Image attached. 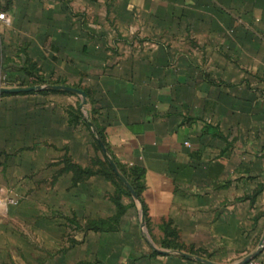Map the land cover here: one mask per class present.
<instances>
[{"label":"crops","instance_id":"obj_1","mask_svg":"<svg viewBox=\"0 0 264 264\" xmlns=\"http://www.w3.org/2000/svg\"><path fill=\"white\" fill-rule=\"evenodd\" d=\"M0 10L10 19L0 87L33 67L88 92L84 109L66 91L0 97V188L18 202L0 207V264H224L258 249L264 0H1ZM78 107L120 173L142 175V202L78 174L109 163L94 132L71 124ZM248 264H264V246Z\"/></svg>","mask_w":264,"mask_h":264},{"label":"trees","instance_id":"obj_2","mask_svg":"<svg viewBox=\"0 0 264 264\" xmlns=\"http://www.w3.org/2000/svg\"><path fill=\"white\" fill-rule=\"evenodd\" d=\"M34 68L31 67L30 68V72L28 73V78H24V79H12L9 80V86L10 88H30V87H35V86H56L59 85L58 83H51L48 82L47 80L43 79L40 76H33L34 74ZM33 78V79H29V78ZM77 89V88H76ZM79 89V88H78ZM52 89H47L44 91H41L40 93H47V92H51ZM57 90H53L52 92H56ZM34 92H30V93H21V95L23 94H32ZM84 93L86 95H88V92L84 90ZM9 94L6 95H2L0 97L3 96H7ZM72 95V94H70ZM71 117V124L72 125H77L79 122L83 123L91 132H94V134L92 133L94 140H95V144L98 148V150L101 151L100 148V142H104V136L103 133L98 129V127L95 125V128L91 127V122L94 124L95 122L93 121V119H86L80 109V107H78L76 110H71L70 112ZM105 163L107 165V167H104V161H102L101 159H96L94 161V165L99 167V170H97L96 172H93L91 170H87V171H80L79 169L77 170L78 174H86L88 176H92V175H96V174H100L103 177H106L108 180L112 181L115 185V187L118 190V194H127L130 195L128 189L125 187L124 183L120 180V178L115 174V172L113 171L112 167L109 165L108 161L105 159ZM82 172V173H81ZM122 174L124 176V178L128 181V183L130 184V186L132 187V189L134 190V192L136 193V195L139 197L140 201H141V194L142 191L144 189V185L140 183V179L138 177L142 176L141 174H139L137 171L134 172V174L137 176L136 179H134L132 176L128 175L125 171H122ZM138 178V179H137ZM142 202V201H141ZM118 208L120 210L118 217L121 216L122 212H123V208L122 206L119 204L118 201H116ZM143 208V212L145 214V218H146V222H147V215H146V209L145 206L142 207ZM108 226H111V223L109 222H92L89 224V227L91 229L97 230L100 228H108ZM174 237H176V235H173ZM165 247L170 248L174 251H183L182 247L178 244H173V245H169L167 243H163ZM194 255L193 253H189ZM198 256V255H195ZM199 258H201L200 256H198Z\"/></svg>","mask_w":264,"mask_h":264},{"label":"water","instance_id":"obj_3","mask_svg":"<svg viewBox=\"0 0 264 264\" xmlns=\"http://www.w3.org/2000/svg\"><path fill=\"white\" fill-rule=\"evenodd\" d=\"M47 89H52V90H58V91H66L69 93H73V94H77L80 95L82 97L83 103H82V109H84V105L86 102V95L79 91L78 89H74V88H70V87H64V86H35V87H30V88H4V87H0V95H6V94H20V93H30V92H41ZM100 146L103 150V152L106 154L109 163L113 169V171L115 172V174L120 178V180L126 185V187L128 188V190L132 193V195L135 197V199H138L136 193L134 192V190L132 189V187L130 186V184L127 182V180L124 178V176L120 173V171L117 169L116 165L114 164V162L110 159V157L107 155V151L103 145L102 142H100ZM144 227V225H143ZM264 246V237L262 238V240L260 241L259 247L258 249L252 253L251 255L245 257L244 259H242L241 261L235 263V264H248L250 263L252 260H254L256 257L259 256V254L261 253V250ZM161 253H167V252H161ZM186 258H192L191 256L184 254V253H178ZM196 260L200 263L203 264H215L211 261L208 260H204L201 258H196Z\"/></svg>","mask_w":264,"mask_h":264},{"label":"built area","instance_id":"obj_4","mask_svg":"<svg viewBox=\"0 0 264 264\" xmlns=\"http://www.w3.org/2000/svg\"><path fill=\"white\" fill-rule=\"evenodd\" d=\"M0 5H1V0H0ZM0 23L5 25H10V19L1 10H0ZM17 204L18 202L15 199L11 198L4 189L0 188V207L6 208Z\"/></svg>","mask_w":264,"mask_h":264},{"label":"rangeland","instance_id":"obj_5","mask_svg":"<svg viewBox=\"0 0 264 264\" xmlns=\"http://www.w3.org/2000/svg\"><path fill=\"white\" fill-rule=\"evenodd\" d=\"M242 259H244V257H239L237 259L229 260V261L225 262L224 264H234V263L241 261Z\"/></svg>","mask_w":264,"mask_h":264}]
</instances>
